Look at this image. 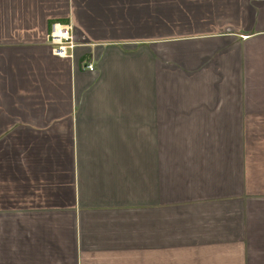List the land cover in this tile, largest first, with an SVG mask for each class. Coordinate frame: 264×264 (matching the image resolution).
Listing matches in <instances>:
<instances>
[{"label":"crops","instance_id":"crops-1","mask_svg":"<svg viewBox=\"0 0 264 264\" xmlns=\"http://www.w3.org/2000/svg\"><path fill=\"white\" fill-rule=\"evenodd\" d=\"M0 264H264V0H0Z\"/></svg>","mask_w":264,"mask_h":264},{"label":"built area","instance_id":"built-area-1","mask_svg":"<svg viewBox=\"0 0 264 264\" xmlns=\"http://www.w3.org/2000/svg\"><path fill=\"white\" fill-rule=\"evenodd\" d=\"M46 42L52 53L60 58L71 57L76 48L74 30L71 25L56 23L46 36ZM89 71H94L92 64L87 66Z\"/></svg>","mask_w":264,"mask_h":264},{"label":"rangeland","instance_id":"rangeland-1","mask_svg":"<svg viewBox=\"0 0 264 264\" xmlns=\"http://www.w3.org/2000/svg\"><path fill=\"white\" fill-rule=\"evenodd\" d=\"M51 27H52V26H51ZM50 30H51V28H50ZM50 30H49V31H50Z\"/></svg>","mask_w":264,"mask_h":264}]
</instances>
